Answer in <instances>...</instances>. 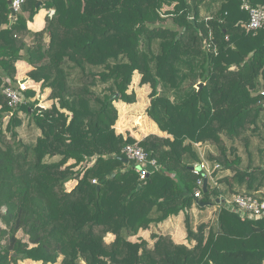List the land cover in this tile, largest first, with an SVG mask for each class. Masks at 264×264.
<instances>
[{
    "label": "trees",
    "instance_id": "1",
    "mask_svg": "<svg viewBox=\"0 0 264 264\" xmlns=\"http://www.w3.org/2000/svg\"><path fill=\"white\" fill-rule=\"evenodd\" d=\"M244 3L264 6L25 0L10 22V6L0 0V264L264 263V217L242 218L221 203L213 223L202 221L200 206L264 186V165L241 166L227 145L247 146L261 127L264 133V25L245 29ZM41 8L48 10L44 27L32 33L27 21ZM18 60L31 66L27 77L41 90L50 89V107H37L31 87L24 102L9 106L3 88L17 87ZM134 71L150 87L146 113L166 136L137 140L115 131L114 102H135L128 92ZM24 114L38 131L32 143L17 134ZM194 142L205 145L203 156L220 165L218 173H231L217 179L219 187L208 184L199 200ZM133 143L157 164L143 179L133 160L120 159ZM71 179L77 182L67 190ZM178 214L189 245L168 233L139 234Z\"/></svg>",
    "mask_w": 264,
    "mask_h": 264
},
{
    "label": "built area",
    "instance_id": "2",
    "mask_svg": "<svg viewBox=\"0 0 264 264\" xmlns=\"http://www.w3.org/2000/svg\"><path fill=\"white\" fill-rule=\"evenodd\" d=\"M24 1L25 0H9L10 9L14 11V14L20 11ZM242 7L248 11V22L244 27L247 31L255 33L264 25V6H250L244 3ZM29 87L27 81L24 79L18 81L16 88L5 86L3 88V93L8 97L9 106H16L19 103L24 102L25 99L22 92ZM194 145L197 147L198 153H200V160L194 164L193 170L195 173L200 174V176L195 182L193 195L196 200H199L203 194L204 179H207V189L208 184L211 185V187H219L217 179L221 177L218 176L217 169L220 168V165L218 163H211L207 160L202 154L200 145L197 143H194ZM122 151L128 160H133L136 163V170L139 173L140 179H143L148 175V166L157 168L156 161L153 158H150L147 152H145L137 143L126 144ZM94 181L95 180H93V182ZM216 198L222 200L221 195ZM223 203H226V206L229 209L238 213L242 218H262L264 217V186L252 194L233 193L230 197L224 198Z\"/></svg>",
    "mask_w": 264,
    "mask_h": 264
},
{
    "label": "rangeland",
    "instance_id": "3",
    "mask_svg": "<svg viewBox=\"0 0 264 264\" xmlns=\"http://www.w3.org/2000/svg\"><path fill=\"white\" fill-rule=\"evenodd\" d=\"M139 80H140V74L137 71H134L132 74L131 82L128 86V92L134 91L135 102L130 104L124 102L121 103L122 101L120 100L114 102V105L118 111V117L114 125L115 131L117 133H120L123 129L124 132L126 129L128 133L132 131L133 133L135 132L138 135V137H140V135H142L145 131L148 133L151 131V126L149 121H151L152 119H150V117L146 113V109L150 103V96H149L150 87L148 84L140 85ZM195 87L197 88L198 84H196ZM22 117H23L22 118L23 124L16 128L17 134L23 141L32 143L36 139L38 133L37 128L34 126L33 123L32 124L28 123L27 115L24 114ZM262 129L263 128L261 127L259 134H252L247 146L243 141L240 140H236L235 142H231L227 140V145L228 146L233 145L237 150L236 151L237 154L241 157V161H242L241 166L247 165L249 160L255 166L264 165V133ZM123 132H121V134L125 136L126 134L125 132L124 133ZM200 147L202 154L204 155L205 147L203 148L201 145ZM205 151L207 150L205 149ZM248 152L250 153V156L248 155ZM80 166L81 165H79L78 167ZM220 175H222L221 171L218 173V176ZM76 182L77 181L75 179H71L67 181L65 183L67 190L71 189L76 184ZM216 207H217L216 203H214L209 207L205 206L202 217L207 216L208 213L210 215ZM193 209L195 208L193 207L191 210ZM148 229L153 231L154 233L155 226L154 227L150 226ZM157 230L161 231V229L158 228ZM150 233L149 231L148 232L146 231L144 232L143 235L146 238L148 237L149 240ZM139 234L141 235L142 232H140ZM17 235L22 236V233L19 232ZM112 239H113L112 234H107L105 237L106 241H110ZM58 262L55 264H58Z\"/></svg>",
    "mask_w": 264,
    "mask_h": 264
},
{
    "label": "crops",
    "instance_id": "4",
    "mask_svg": "<svg viewBox=\"0 0 264 264\" xmlns=\"http://www.w3.org/2000/svg\"><path fill=\"white\" fill-rule=\"evenodd\" d=\"M7 3H8V0H7ZM9 4V3H8ZM48 10L46 8H41L38 10V12L33 16L32 20L31 21H27V28L32 32H38L40 30L43 29L44 27V24H45V16L47 14ZM51 12V11H50ZM5 26V25H4ZM3 26V27H4ZM31 68V66H29L25 61L23 60H18L16 62V79L19 81V80H26L27 81V84L33 88L36 92V95H37V99H38V104L37 106H40L42 108H47V107H50L51 104L53 103V100L49 99L48 98V95L50 93V89L49 88H44L41 90L40 88V83H36L32 80H30L28 77H27V72L28 70ZM121 114V113H120ZM150 122V126H151V131L148 133V132H144L142 135H140V137H138V135L132 131H130L129 133L126 131L125 129V134H129L130 136L136 138L137 140H140L142 139L144 136H146L147 134H150V133H153V134H157V135H163V136H166V134L164 132H161L159 130V128L157 127L156 123L153 122L152 120L149 121ZM124 130V129H123ZM123 130L121 132H123ZM120 132V133H121ZM123 132V133H124ZM222 175H220V177H224V176H229L231 175V173L228 171V170H225V171H222L221 172ZM226 185L225 184H220V188L223 190H226ZM224 195V196H222ZM222 200L224 198H228V196L230 197V195H232L231 193H225V194H222ZM220 196V195H219ZM223 203V202H219V203H216L217 204V207L213 210V212L205 217H203L202 221H207V220H210L212 221L213 223L216 222V217H217V208L219 210V206L220 204ZM212 204H210L209 206H211ZM208 206V207H209ZM193 208V207H192ZM195 208V207H194ZM192 211V214L193 216L195 217V220H194V224L197 223V221L199 220L197 218L198 216V213L199 211L195 208ZM154 227V225H152ZM158 229H161V231L157 230ZM148 232L149 233L153 232L149 229L147 230H144V231H141L142 234L141 236L143 238H146L144 237V232ZM150 233V234H151ZM154 233H158V234H163V233H168L170 234V236L172 237V239L177 242V243H184L186 245H189L187 239H186V232H185V229H184V226H183V216L182 214H178L176 216H170L169 218H167L165 221H163L162 223H159L155 226V231ZM148 239V237L146 238ZM18 264H41L40 262H35V261H32V260H29V259H26V260H23V261H19ZM264 264V263H263Z\"/></svg>",
    "mask_w": 264,
    "mask_h": 264
},
{
    "label": "water",
    "instance_id": "5",
    "mask_svg": "<svg viewBox=\"0 0 264 264\" xmlns=\"http://www.w3.org/2000/svg\"><path fill=\"white\" fill-rule=\"evenodd\" d=\"M8 3H9V0H8ZM10 12H11V15H10V17H9V20H10V22H12L13 20H14V11L12 10V9H10ZM53 12V10H51V13ZM201 83H198V90L200 89V87H201ZM38 108H42V107H40V106H37ZM120 159L122 160V161H124L125 163H127L128 162V159L127 158H125V157H120ZM114 174V172L113 173H111L110 174V176H112ZM207 191V179H204V182H203V192H206ZM214 202L215 203H219V202H223V200H220L219 198H214ZM211 203H200V206H209Z\"/></svg>",
    "mask_w": 264,
    "mask_h": 264
}]
</instances>
